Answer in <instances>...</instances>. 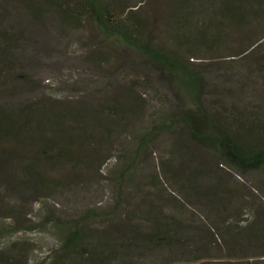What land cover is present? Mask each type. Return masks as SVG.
Returning a JSON list of instances; mask_svg holds the SVG:
<instances>
[{
    "label": "rangeland",
    "instance_id": "obj_1",
    "mask_svg": "<svg viewBox=\"0 0 264 264\" xmlns=\"http://www.w3.org/2000/svg\"><path fill=\"white\" fill-rule=\"evenodd\" d=\"M122 1L138 6L149 40L167 48L176 47L172 22L185 21L189 42H204L187 59L201 70L209 96L264 119V13L241 23L227 19L247 17L256 6ZM0 31L7 36L0 37V106L66 111L57 131L69 135L59 151L31 140L5 144L13 177L0 180V225L12 231L0 239V253L15 264L50 258L58 246L55 233L25 223L46 212L68 218L93 208L104 213L89 227L106 226L120 242L130 227L149 231L160 227L158 221L188 240L166 246L137 240L128 256L112 264H180V254L215 264H264V171L238 174L177 125L135 149L150 123L168 117L180 101L164 71L104 35L88 15L70 24L48 12L32 17L24 4L0 0ZM27 161L35 162L42 180L26 182Z\"/></svg>",
    "mask_w": 264,
    "mask_h": 264
},
{
    "label": "trees",
    "instance_id": "obj_2",
    "mask_svg": "<svg viewBox=\"0 0 264 264\" xmlns=\"http://www.w3.org/2000/svg\"><path fill=\"white\" fill-rule=\"evenodd\" d=\"M11 1L24 4L27 13L36 18L48 12L66 23L77 24L82 17L88 15L104 35L114 36L133 52L143 54L153 66L166 73L180 101L168 112V117L150 123L146 131L138 137L135 149L143 144L149 135L177 125L190 140L218 163L234 169L238 174L264 171V119L247 109L226 108L218 98L209 96L211 90L201 70L189 64L187 59L191 54L189 50L196 49L199 43L204 42L194 45L189 42L184 32L187 24L185 21L172 22L176 25V47L167 48L149 40L146 17L139 12L137 5H126L122 0ZM220 1V4L228 8L235 5L256 6L247 17L239 18L233 14L227 16V19L235 23L264 13V0ZM1 32L0 37L6 39L7 36L3 35L5 32ZM252 45L253 43L250 46ZM184 54L187 56L184 57ZM65 112L48 105L34 106L28 103L14 108L0 106V180L3 178L2 180L7 181L8 176L13 177L12 169L8 168L12 161L8 156L11 151L4 147L7 142L25 143L31 140L43 150L55 148L59 151L62 148L61 144L69 140V135L60 134L57 125ZM75 117L80 119L81 115ZM126 167L122 162L120 170L125 171ZM22 171L28 177V183L42 180L35 162L27 161L22 166ZM103 211L87 208L79 215L68 218L46 212L39 219L26 222L28 229L39 228L54 232L58 241V246L50 258L44 257L34 264H112L114 260L128 256L127 248L136 247L137 240H146L162 246L171 241L180 244L188 241L177 237L169 227V222L158 221L160 227L156 226L149 231H138L130 227L131 233L125 236L124 242H120V237L113 236L106 226L99 229L89 227L88 223L97 220L98 215H103ZM154 222L157 220L154 219ZM9 231H12L10 226L1 224L0 239ZM190 255L182 258L180 254V264H215L208 259L197 260L193 254ZM0 264H15V259L0 253ZM221 264L242 263L228 259Z\"/></svg>",
    "mask_w": 264,
    "mask_h": 264
}]
</instances>
